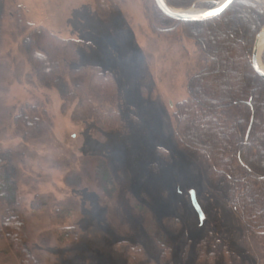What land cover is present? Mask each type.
<instances>
[{
	"label": "rangeland",
	"instance_id": "obj_1",
	"mask_svg": "<svg viewBox=\"0 0 264 264\" xmlns=\"http://www.w3.org/2000/svg\"><path fill=\"white\" fill-rule=\"evenodd\" d=\"M113 1L118 11L104 22L95 0H6L0 147L12 153L18 212L33 257L39 264H202L198 255L206 250L215 251L214 264H264L224 189L172 140L176 104L188 96L189 76L204 66L202 48L180 30L169 32L173 23L154 24L152 0ZM204 2L194 8H210ZM21 14L31 25L26 31L18 30ZM40 27L72 42L75 56L63 54L61 62L71 90L79 66L88 67L87 79L94 77L99 92L113 86L110 77L111 86L102 82L106 71L116 68L121 80L124 74L117 105L86 81L97 112L117 110L126 118L122 126L106 128L78 96L63 98L58 87L38 80L22 42ZM29 105L47 118L24 138L16 117L30 116ZM146 122L152 134L141 128ZM3 215L0 208V227ZM64 230L76 233L70 246ZM0 264H20L1 232Z\"/></svg>",
	"mask_w": 264,
	"mask_h": 264
},
{
	"label": "trees",
	"instance_id": "obj_2",
	"mask_svg": "<svg viewBox=\"0 0 264 264\" xmlns=\"http://www.w3.org/2000/svg\"><path fill=\"white\" fill-rule=\"evenodd\" d=\"M152 1L154 24L173 23L169 32L180 30L183 36L196 40L204 52L203 68L188 78L187 98L176 104L173 143L179 150L191 151L205 169L207 178L224 189L251 245L264 259V78L252 65L256 36L264 27V7L257 0H235L214 18L180 21L166 15L156 0ZM166 1L172 7L183 9L201 1L210 8L216 4V0ZM95 2L96 16L101 21H109L118 11L113 0ZM5 5L6 0H0V40ZM24 19L23 14L18 16L20 31L31 27ZM22 46L40 82L58 87L63 98L70 100L78 96L80 104L106 128L124 124L126 118L123 119L117 110L100 115L92 105L90 91L86 89L88 81L93 93L97 95L107 91L109 100L117 105L125 82L123 73L121 80L116 68L106 71L102 82L110 85V77L113 86L99 92L97 82H93L94 77L87 79L88 67L79 66L72 71L74 89L71 90L61 66L63 54L75 56L70 40L60 38L51 29L40 27L24 38ZM95 67L93 75L99 77L102 69ZM27 108L32 113L30 116L22 111L16 117L24 138L31 130L37 129L42 118H47L46 111L40 112L30 105ZM134 116L140 119L138 115ZM141 128L153 133L147 122ZM138 138L142 146L143 143L146 145V133ZM153 140L152 143H158ZM12 159V153L0 147V208L4 209L0 232L17 254L20 264H39L28 246L26 222L18 212L19 188ZM64 232V242L68 243L67 246L72 245L76 241V233L73 230ZM211 252L199 253L198 258L205 259L200 261L202 264H214L216 254ZM226 252L224 250L222 254L227 260Z\"/></svg>",
	"mask_w": 264,
	"mask_h": 264
},
{
	"label": "water",
	"instance_id": "obj_3",
	"mask_svg": "<svg viewBox=\"0 0 264 264\" xmlns=\"http://www.w3.org/2000/svg\"><path fill=\"white\" fill-rule=\"evenodd\" d=\"M235 0H223L219 1L215 6L211 8L199 9L194 6L186 9H177L170 6L166 0H156L159 8L169 17L180 21H203L214 18L220 15L230 4ZM264 45V27L257 34L252 53V65L254 69L264 78V69L261 65V53L260 49ZM192 203L199 213L200 217H203L202 210L196 200L194 192L191 191Z\"/></svg>",
	"mask_w": 264,
	"mask_h": 264
},
{
	"label": "bare ground",
	"instance_id": "obj_4",
	"mask_svg": "<svg viewBox=\"0 0 264 264\" xmlns=\"http://www.w3.org/2000/svg\"><path fill=\"white\" fill-rule=\"evenodd\" d=\"M220 1H223V0H220ZM264 52V45L263 47L260 49V53L262 54ZM261 65H262V68L264 69V63L262 62L261 60Z\"/></svg>",
	"mask_w": 264,
	"mask_h": 264
}]
</instances>
